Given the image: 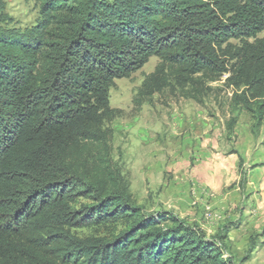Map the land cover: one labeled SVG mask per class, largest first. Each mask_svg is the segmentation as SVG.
<instances>
[{
	"label": "trees",
	"instance_id": "16d2710c",
	"mask_svg": "<svg viewBox=\"0 0 264 264\" xmlns=\"http://www.w3.org/2000/svg\"><path fill=\"white\" fill-rule=\"evenodd\" d=\"M38 2L17 28L0 0V264H226L201 231L135 205L111 157L109 89L155 56L141 92L226 76L231 110L259 130L264 0Z\"/></svg>",
	"mask_w": 264,
	"mask_h": 264
},
{
	"label": "rangeland",
	"instance_id": "374dc122",
	"mask_svg": "<svg viewBox=\"0 0 264 264\" xmlns=\"http://www.w3.org/2000/svg\"><path fill=\"white\" fill-rule=\"evenodd\" d=\"M4 2L10 26L37 22L38 0ZM257 37H264V30ZM159 62L150 57L109 89L113 165L145 216L168 215L201 231L226 264H264V124L255 131L249 113L231 110L226 76L205 82L199 94L173 83L141 92ZM110 229L75 233L106 236Z\"/></svg>",
	"mask_w": 264,
	"mask_h": 264
}]
</instances>
